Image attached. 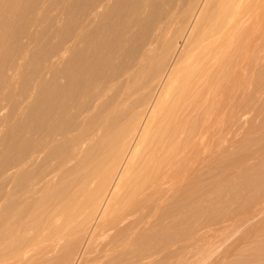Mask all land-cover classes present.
Returning a JSON list of instances; mask_svg holds the SVG:
<instances>
[{
  "label": "bare ground",
  "instance_id": "bare-ground-1",
  "mask_svg": "<svg viewBox=\"0 0 264 264\" xmlns=\"http://www.w3.org/2000/svg\"><path fill=\"white\" fill-rule=\"evenodd\" d=\"M58 2L33 0L3 53L9 89L46 23L1 93L0 264H175L248 213L260 251L264 176L236 206L222 185L226 132L264 102V0Z\"/></svg>",
  "mask_w": 264,
  "mask_h": 264
},
{
  "label": "rangeland",
  "instance_id": "rangeland-1",
  "mask_svg": "<svg viewBox=\"0 0 264 264\" xmlns=\"http://www.w3.org/2000/svg\"><path fill=\"white\" fill-rule=\"evenodd\" d=\"M1 1H0L1 2L0 9L2 8L3 11L0 10L1 11L0 12V21H1L0 22V32H1L0 33V45H1L0 47L1 49L0 69L4 62L3 53L8 46L12 45V42L14 39L12 38L14 36V34L12 35V33L14 31H17L18 28H20L23 25L24 23L23 14L26 13L27 8L29 7L30 3H32L33 0H29L30 2H28V0H24V1L20 0L21 3L19 2V0H1ZM55 1H56V5L59 6L60 3L58 2V0H54V4H55ZM4 7L6 8L4 9ZM22 7H24L25 10ZM54 13H55L54 9L52 11H49L48 13L49 17H50V14L51 16H53ZM12 19L14 20L12 21ZM44 24L46 23L42 22L41 24H37L35 28L34 26H32V30L34 32H33V38L31 39V43L29 44L30 50L28 49L29 53L27 50V54L23 57V60H21V62L23 63V67H20L19 70L16 71L17 76H15V82L13 83V85H11L9 89H6L4 86L0 84V106L2 107V110L0 111V118L1 116L4 115L3 117L4 119L2 118L0 120L1 121L0 122V137L4 136L3 139L0 138L1 142L6 141L10 134L9 130H11L10 129L11 128L10 119H11V112H12L11 97L3 99L1 93L9 92L10 95L11 94L16 95L17 91L20 88H24L23 87L25 86L24 81L26 80L25 76H29V73H30L29 72L30 65L28 61V59L30 58L28 57V54H30L34 50L35 47L40 48L41 46H43L46 40V34L44 33V29L46 25ZM5 33L6 35H4ZM32 44H34L35 46ZM257 73L258 71L256 70L254 78H256L255 86L256 85L257 86L256 87L254 86V90L257 91V93H260L264 96V88L262 87V84H261V81H262L261 76L258 75ZM6 117L8 118L6 119ZM243 119H242L243 122L240 123L239 127H236V128L232 127L233 131L230 132L231 130H228L225 134V145L227 143L229 144L226 145V151H225V161H224L225 177H224L223 183L226 185V187L222 185L225 190L223 199L224 200L226 199L227 201L226 203L233 205V206H236L239 203H242L243 200H245L247 197V193H246L247 189L249 187H256V184L259 181L260 177L264 176V166H263L264 165V102H258L256 103V106L247 109ZM234 132H235V135H234ZM1 142H0V146H2L3 144ZM248 173L249 175H246ZM228 179L231 181H229ZM249 181L251 182L249 183ZM239 187L241 188L243 187V188L240 190ZM241 193H243V195ZM235 197H237L239 200H237V198ZM248 215H249L248 218H244L243 220H240L238 222L237 221L231 222L225 226L222 225L220 227H217L216 229L210 231L208 236H204L202 239H200V241L198 240L197 242L196 241L193 242L192 244L187 246L186 249L185 248L182 249L180 253H178L179 251L176 252V254L174 253V258H179L180 255H181L180 257H183L184 255V258L179 259L180 261L179 260L175 261L174 259V263L175 264L176 263H179V264L180 263L181 264H191V263L192 264H264V249H262L264 248L263 246L264 245V230L261 231V235H260L262 236V238L261 237L260 238H261V241L263 242V243L261 242L262 244L261 250L257 251L256 249V245H257L256 239L257 238L255 234V229H256V225L258 224V218L254 217V215H252L251 213H248ZM262 215L263 217L261 220L264 221V212ZM250 217L253 219H251ZM182 252H185V253H182ZM259 254L261 256V260L257 261Z\"/></svg>",
  "mask_w": 264,
  "mask_h": 264
}]
</instances>
